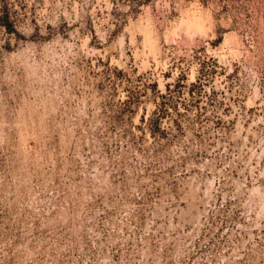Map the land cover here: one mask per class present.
<instances>
[{
    "label": "rangeland",
    "instance_id": "374dc122",
    "mask_svg": "<svg viewBox=\"0 0 264 264\" xmlns=\"http://www.w3.org/2000/svg\"><path fill=\"white\" fill-rule=\"evenodd\" d=\"M0 264H264V0H0Z\"/></svg>",
    "mask_w": 264,
    "mask_h": 264
}]
</instances>
